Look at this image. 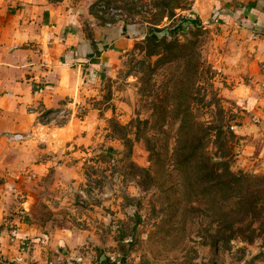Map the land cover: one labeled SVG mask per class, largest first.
Wrapping results in <instances>:
<instances>
[{
	"label": "rangeland",
	"instance_id": "obj_1",
	"mask_svg": "<svg viewBox=\"0 0 264 264\" xmlns=\"http://www.w3.org/2000/svg\"><path fill=\"white\" fill-rule=\"evenodd\" d=\"M51 1L124 47L0 122V264H264L263 147L233 94L264 85V0Z\"/></svg>",
	"mask_w": 264,
	"mask_h": 264
},
{
	"label": "crops",
	"instance_id": "obj_2",
	"mask_svg": "<svg viewBox=\"0 0 264 264\" xmlns=\"http://www.w3.org/2000/svg\"><path fill=\"white\" fill-rule=\"evenodd\" d=\"M247 16L251 22L257 20L260 28L264 27L263 11L251 7ZM99 41L96 31L88 35L84 23L61 4L51 0H0V122L14 117L13 124L16 118L31 119L32 115L26 114L29 112L25 104L27 100L48 96L47 93L62 82L65 74L101 72L115 57L108 54L107 46L118 51L124 47L122 37L111 39L110 34L106 41ZM256 43L263 51L259 60L263 61L264 78V40ZM254 65L255 62L252 63ZM94 66H97V71ZM259 77H254L251 84L244 86V96L237 94L239 89L233 90L240 109V120L234 128L238 136L261 143L264 159V85L254 80ZM47 103L48 107L50 104ZM0 128H3L1 124ZM2 188L0 186L1 193ZM5 193V200L0 198L2 210L6 209L5 201L12 197L8 190ZM25 230L24 234L17 235L23 240L31 239L27 246L46 247L48 243L55 247L56 241L32 237ZM35 239L43 242L33 243ZM16 241L23 246L24 242Z\"/></svg>",
	"mask_w": 264,
	"mask_h": 264
},
{
	"label": "trees",
	"instance_id": "obj_3",
	"mask_svg": "<svg viewBox=\"0 0 264 264\" xmlns=\"http://www.w3.org/2000/svg\"><path fill=\"white\" fill-rule=\"evenodd\" d=\"M191 23H193L195 26L198 25V19L195 17V16H191L189 15L188 16ZM157 32L156 30H153V33ZM94 69L95 71H97V66H94ZM223 114V113H222ZM229 128V125H228V122L225 121L224 119H222L219 123H217L214 127V131H215V138H218L220 139L222 137V139H229L230 137H233L232 135V132H228V129ZM185 130V127L181 125L180 127V133L184 132ZM184 163H187V159L184 161ZM220 165H223L224 166V171H228V167H227V161L223 160V162L219 163ZM215 165H218V164H214V166L210 167V168H207L205 166V168L209 171V173L212 175V177L216 174V177L214 178L215 180L218 179V178H222V175L218 174V170L216 168ZM206 181H209V178H205ZM20 236H16L17 239L19 240H23L21 238H19ZM42 243L43 241H40L39 239H35L33 240V243ZM246 242H249L248 240H246Z\"/></svg>",
	"mask_w": 264,
	"mask_h": 264
},
{
	"label": "built area",
	"instance_id": "obj_4",
	"mask_svg": "<svg viewBox=\"0 0 264 264\" xmlns=\"http://www.w3.org/2000/svg\"><path fill=\"white\" fill-rule=\"evenodd\" d=\"M16 137V136H15Z\"/></svg>",
	"mask_w": 264,
	"mask_h": 264
}]
</instances>
